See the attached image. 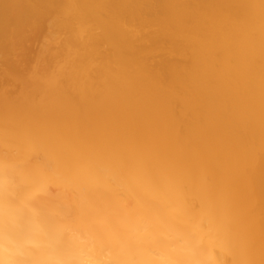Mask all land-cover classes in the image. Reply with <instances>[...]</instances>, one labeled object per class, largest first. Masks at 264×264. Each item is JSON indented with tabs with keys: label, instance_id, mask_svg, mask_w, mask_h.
<instances>
[{
	"label": "bare ground",
	"instance_id": "obj_1",
	"mask_svg": "<svg viewBox=\"0 0 264 264\" xmlns=\"http://www.w3.org/2000/svg\"><path fill=\"white\" fill-rule=\"evenodd\" d=\"M0 264H264V0H0Z\"/></svg>",
	"mask_w": 264,
	"mask_h": 264
}]
</instances>
